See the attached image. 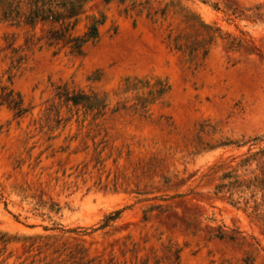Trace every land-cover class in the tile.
<instances>
[{"label":"rangeland","instance_id":"1","mask_svg":"<svg viewBox=\"0 0 264 264\" xmlns=\"http://www.w3.org/2000/svg\"><path fill=\"white\" fill-rule=\"evenodd\" d=\"M137 1L90 5L76 28L105 20L80 55L0 20V264H264V190L214 193L223 172L264 171L236 167L252 137L264 149V0H172L221 38Z\"/></svg>","mask_w":264,"mask_h":264},{"label":"trees","instance_id":"2","mask_svg":"<svg viewBox=\"0 0 264 264\" xmlns=\"http://www.w3.org/2000/svg\"><path fill=\"white\" fill-rule=\"evenodd\" d=\"M98 1L105 5L116 1L119 5H125V11L134 9L142 10L147 6V1L141 2L137 0H0V20L7 21L10 25L16 27H27L33 32V35L36 34L35 29L40 26V34L37 36V42L43 41L48 46L58 47L59 49L65 48L74 55H80L87 44H93L99 40L100 27L105 20L103 15L101 18L91 16L82 29L76 28L80 17L85 15L88 7ZM168 6L177 7L187 22H190L192 25H198L207 29V33L211 38H221L217 28L205 25L197 15L190 12L186 7L174 3L172 0L165 4V7L160 13L161 15H164L165 9ZM229 43L231 47L239 45V41H235L234 38ZM206 53L207 49L204 50L203 56ZM167 90L168 86L159 82L158 88L154 92L152 90L148 91L150 98L148 100L146 98L141 100L140 107L144 108L146 104L152 103L156 97H161ZM59 98H62L66 103H71L72 106L80 105L86 109H94L101 106V103H90L84 94L79 92L69 93L67 89L59 93ZM6 104L10 110L15 111V115L17 116L25 112L21 99L19 97H13L12 91H10L7 97ZM260 140H262L260 136H254L246 141L251 143L247 151L242 154V158L236 164V167H249L253 162L257 164V160L264 157L263 148L250 152L251 146H254ZM244 144L236 143V146ZM255 170L253 168L250 172L253 174ZM235 172L236 169L234 168L232 172L226 171L222 173L218 178V183L214 186L215 194L229 193L232 196L237 189L253 188V190H264V171L261 173L262 178L259 182H257L259 177L256 173L253 175L252 180L246 181L245 179H240ZM229 203L235 205L238 201L231 197L229 198ZM120 212L121 210H115L108 214L98 229H103L108 226L109 222L116 219ZM59 231L62 233H76L74 229H59ZM216 237L222 238L223 234L219 232ZM74 258L76 259V257ZM78 259L80 260L82 257H78ZM86 264H89V262ZM245 264L247 263L245 262Z\"/></svg>","mask_w":264,"mask_h":264}]
</instances>
